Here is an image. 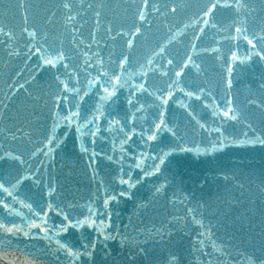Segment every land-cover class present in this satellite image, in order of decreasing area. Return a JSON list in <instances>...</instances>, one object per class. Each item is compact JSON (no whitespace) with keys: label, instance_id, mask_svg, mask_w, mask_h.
Instances as JSON below:
<instances>
[{"label":"water","instance_id":"1","mask_svg":"<svg viewBox=\"0 0 264 264\" xmlns=\"http://www.w3.org/2000/svg\"><path fill=\"white\" fill-rule=\"evenodd\" d=\"M0 264H264V0H0Z\"/></svg>","mask_w":264,"mask_h":264},{"label":"snow or ice","instance_id":"2","mask_svg":"<svg viewBox=\"0 0 264 264\" xmlns=\"http://www.w3.org/2000/svg\"><path fill=\"white\" fill-rule=\"evenodd\" d=\"M37 225H35V227H36ZM42 231H43V229H42Z\"/></svg>","mask_w":264,"mask_h":264}]
</instances>
